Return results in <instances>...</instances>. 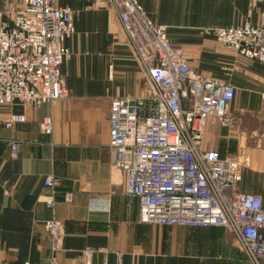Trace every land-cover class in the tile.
<instances>
[{"label": "crops", "instance_id": "1", "mask_svg": "<svg viewBox=\"0 0 264 264\" xmlns=\"http://www.w3.org/2000/svg\"><path fill=\"white\" fill-rule=\"evenodd\" d=\"M7 0H0L2 9ZM198 72L235 88L231 126L204 123L201 149L222 158L248 156L237 189L262 197L264 207V62L239 55L206 28L264 21V0H138ZM74 14L61 70L70 94L52 103L0 105V264H48L52 239L44 223L65 224L59 264H81V250L95 248L93 264H255L237 235L221 225L147 223L140 200L126 192L125 175L110 146L115 97H148L152 79L136 55L117 9L99 0H57ZM12 113L24 120L6 125ZM46 116L52 132L43 131ZM16 144V150L13 145ZM59 181L55 205L45 196ZM72 194L70 202L65 193ZM264 264V256L259 258Z\"/></svg>", "mask_w": 264, "mask_h": 264}, {"label": "built area", "instance_id": "2", "mask_svg": "<svg viewBox=\"0 0 264 264\" xmlns=\"http://www.w3.org/2000/svg\"><path fill=\"white\" fill-rule=\"evenodd\" d=\"M99 1L117 9L153 83L147 98L115 97L110 111L114 163L125 175L126 192L140 200V220L227 227L260 264L264 256L262 197L237 189L242 169L251 159L222 158L218 151L201 149L207 117L232 125L229 105L235 88L193 69L169 37L167 26L152 22L138 0ZM76 17L57 0L6 1L0 9V105L21 101L37 107L70 94L61 64L69 56L64 42L75 31ZM203 32L243 57L264 62V21ZM261 100L264 106V90ZM24 118L12 113L5 123L12 126ZM42 128L52 132L51 116L44 118ZM13 147L16 150L15 143ZM45 184L53 189L45 200L54 207L59 181L48 176ZM65 200H72L70 192ZM44 226L52 239L48 264H59L65 224L51 218ZM95 251L82 249L81 264H93Z\"/></svg>", "mask_w": 264, "mask_h": 264}]
</instances>
